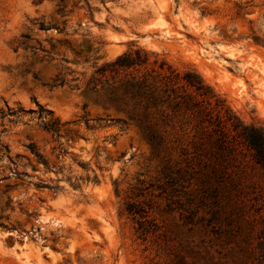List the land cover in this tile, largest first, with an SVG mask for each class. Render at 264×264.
I'll return each mask as SVG.
<instances>
[{"label": "clouds", "instance_id": "obj_1", "mask_svg": "<svg viewBox=\"0 0 264 264\" xmlns=\"http://www.w3.org/2000/svg\"><path fill=\"white\" fill-rule=\"evenodd\" d=\"M0 264H264V0H0Z\"/></svg>", "mask_w": 264, "mask_h": 264}, {"label": "rangeland", "instance_id": "obj_2", "mask_svg": "<svg viewBox=\"0 0 264 264\" xmlns=\"http://www.w3.org/2000/svg\"><path fill=\"white\" fill-rule=\"evenodd\" d=\"M38 159H39V157H38Z\"/></svg>", "mask_w": 264, "mask_h": 264}]
</instances>
